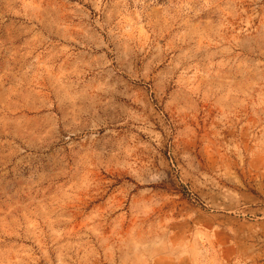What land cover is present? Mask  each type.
<instances>
[{
  "label": "rangeland",
  "instance_id": "1",
  "mask_svg": "<svg viewBox=\"0 0 264 264\" xmlns=\"http://www.w3.org/2000/svg\"><path fill=\"white\" fill-rule=\"evenodd\" d=\"M0 264H264V0H0Z\"/></svg>",
  "mask_w": 264,
  "mask_h": 264
}]
</instances>
